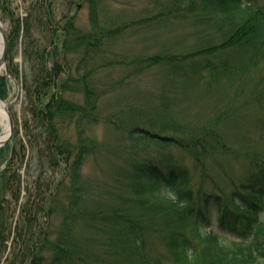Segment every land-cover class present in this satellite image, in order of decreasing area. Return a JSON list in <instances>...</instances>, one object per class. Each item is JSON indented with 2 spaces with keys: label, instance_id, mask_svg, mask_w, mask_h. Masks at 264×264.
<instances>
[{
  "label": "trees",
  "instance_id": "1",
  "mask_svg": "<svg viewBox=\"0 0 264 264\" xmlns=\"http://www.w3.org/2000/svg\"><path fill=\"white\" fill-rule=\"evenodd\" d=\"M255 1L171 0L157 15L122 17L108 14V0H24V16L16 0H0L25 129L0 149L9 158L0 171V264H163V247L177 264H264V155L251 152L246 134L218 130L228 110L196 133L171 115L190 85L264 63V10ZM77 3L88 6L89 24L79 22ZM196 12L195 22L221 35L199 38L189 52L115 49L155 20ZM253 14L263 25L251 24ZM20 38L21 67L13 61ZM158 64L161 92L150 106L136 104L127 92L141 90L137 79ZM255 97L264 109V92ZM100 127L119 132L118 141L109 145ZM102 153L109 177L93 181L85 167Z\"/></svg>",
  "mask_w": 264,
  "mask_h": 264
},
{
  "label": "rangeland",
  "instance_id": "2",
  "mask_svg": "<svg viewBox=\"0 0 264 264\" xmlns=\"http://www.w3.org/2000/svg\"><path fill=\"white\" fill-rule=\"evenodd\" d=\"M171 0H108L107 9L109 15L120 14L122 17L127 16H141V15H157L162 8H165ZM79 10V22L82 24H89V8L83 6L81 3ZM16 5L19 6V12L22 16L26 15V5L24 0H16ZM255 6L264 10V0H256ZM75 8L73 9V11ZM254 11V10H253ZM148 13V14H147ZM202 15L201 12H196L190 18L183 20L179 16H168L165 21L152 22L149 27L145 29H137L132 36L125 37L114 43L115 49L118 52L123 53H147L149 55L181 53L189 52V49L201 44L199 38L207 35L208 37H218L221 34L218 29L213 25V29L209 21L195 22L194 17ZM155 17V16H154ZM253 25H263L262 18L253 14ZM6 32L9 36L10 24L3 22ZM228 24V23H226ZM223 25L224 28L227 26ZM264 26V25H263ZM222 30V28H221ZM20 49L14 53V63H18L21 67L23 65L24 56L20 38ZM234 56V55H233ZM213 58L219 59V55H212ZM10 70L9 62L6 68H2L1 73H7V69ZM118 73H126L127 71L117 69ZM164 72V66L158 64V66L147 67L143 71V75L137 79L138 91H129L128 95L132 98L136 97V104L150 106L153 104L158 93L161 92V88L164 85L162 81V74ZM168 75L177 79V75L171 70H168ZM219 77L214 85H209L206 81L200 82V84H192L188 88L184 89L185 94L182 95L179 101L173 102L172 108L175 109L171 115L181 120L188 132L196 133L204 128L217 127L219 114L228 110V112L222 118V124L218 129L221 132L230 131L235 134H246L248 136V147L252 148L251 152L255 154L264 155V139L260 136L263 130L264 123V109L257 103L258 97H255L257 92H264V63H259L256 66H245L239 69L236 73L229 72L231 74ZM0 76V77H1ZM166 77V74L164 75ZM23 81V79L21 78ZM21 83H16L14 80L0 81V86L3 87L2 91L8 95L3 98L0 95V99L4 102L13 101V106L10 107V113L14 121L15 128H19L20 134L24 132L23 123V104L22 98H18L19 90L22 91ZM254 91H256L254 93ZM167 92V91H166ZM176 92H178L176 90ZM170 93V92H167ZM173 96V92L171 93ZM154 96V97H153ZM150 100V101H149ZM17 123V124H16ZM224 129V130H223ZM2 129L0 127V133ZM98 133L101 136H105L109 145H114L120 135L119 132H112L105 127L98 128ZM238 135V134H237ZM109 140V141H108ZM112 141L114 144H111ZM239 146H244L242 142L238 143ZM181 153V152H178ZM102 156L92 157L85 167L86 175L93 181L106 179L109 177V170L105 167ZM27 160H31V155L27 153L26 163L24 164L21 172L23 176H26L27 169L30 166ZM9 158L0 156V171L8 166ZM190 162V161H189ZM234 173L240 172V165L232 162ZM24 189V186H23ZM25 190H23V193ZM168 192L173 193L172 190ZM8 198V197H7ZM19 214L17 209L16 216ZM16 220V218H15ZM212 224L218 225V220L215 216L212 217ZM210 224V226L212 225ZM188 234L190 236L195 235L194 225H190L188 228ZM166 253L163 259V264H177L171 252L165 247L162 248Z\"/></svg>",
  "mask_w": 264,
  "mask_h": 264
},
{
  "label": "bare ground",
  "instance_id": "3",
  "mask_svg": "<svg viewBox=\"0 0 264 264\" xmlns=\"http://www.w3.org/2000/svg\"><path fill=\"white\" fill-rule=\"evenodd\" d=\"M3 48H4V39L0 31V58L3 52ZM0 127L2 129L0 133V146H1L2 143L6 141V139L10 134V123H9L8 115L4 107V102L1 99H0Z\"/></svg>",
  "mask_w": 264,
  "mask_h": 264
},
{
  "label": "water",
  "instance_id": "4",
  "mask_svg": "<svg viewBox=\"0 0 264 264\" xmlns=\"http://www.w3.org/2000/svg\"><path fill=\"white\" fill-rule=\"evenodd\" d=\"M0 31L3 35V39H4V48H3V53L1 56V60H0V69L1 67L7 63V59H8V50H9V41H8V36L6 34L5 28L3 26V24L0 22ZM10 104V102L5 104V109L8 111V105ZM10 124H11V131H10V136L13 132V127H14V122L12 120V118L10 117ZM9 136V137H10ZM9 139V138H8ZM7 139V140H8Z\"/></svg>",
  "mask_w": 264,
  "mask_h": 264
},
{
  "label": "clouds",
  "instance_id": "5",
  "mask_svg": "<svg viewBox=\"0 0 264 264\" xmlns=\"http://www.w3.org/2000/svg\"><path fill=\"white\" fill-rule=\"evenodd\" d=\"M167 194L170 195L173 199H175V195H174V193L169 192V193H167Z\"/></svg>",
  "mask_w": 264,
  "mask_h": 264
}]
</instances>
